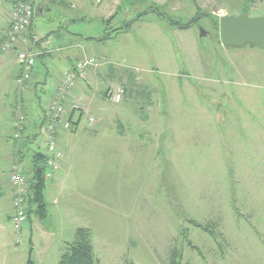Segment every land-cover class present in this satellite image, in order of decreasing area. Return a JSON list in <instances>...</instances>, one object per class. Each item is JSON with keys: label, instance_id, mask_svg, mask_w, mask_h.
Masks as SVG:
<instances>
[{"label": "rangeland", "instance_id": "rangeland-1", "mask_svg": "<svg viewBox=\"0 0 264 264\" xmlns=\"http://www.w3.org/2000/svg\"><path fill=\"white\" fill-rule=\"evenodd\" d=\"M26 2L46 14L35 41L48 49L21 48L48 65L18 86L16 58L0 62L20 71L0 88V264H59L80 228L96 264H264V54L211 35L225 16L264 18V0ZM60 33L82 36L78 61L95 59L74 90L82 123L58 134L68 151L46 189L50 214L62 177L75 216L60 231L52 215L17 230L9 178L45 150Z\"/></svg>", "mask_w": 264, "mask_h": 264}, {"label": "built area", "instance_id": "built-area-1", "mask_svg": "<svg viewBox=\"0 0 264 264\" xmlns=\"http://www.w3.org/2000/svg\"><path fill=\"white\" fill-rule=\"evenodd\" d=\"M36 17V10L32 3L21 1L12 6L10 12V26L5 32L4 40L0 44V62L7 57H15L17 66L21 70V75L16 83L23 86L32 77V71L37 65V58L41 55L29 49L20 47L24 36L29 34ZM21 49V50H20ZM95 64V59L78 61L72 71L64 72L58 80V85L48 107L46 125L44 127L47 135V143L44 154L46 157L45 180L50 181L61 169L64 159V149L58 142V134L72 129L71 115L74 112H81V101L75 99L74 90L79 80L86 79L85 75ZM123 92L117 93L113 98L115 103L122 101ZM71 108V112H69ZM90 124L95 120L89 119ZM26 169L15 167L11 173L10 181L13 185V209L14 215L12 223L15 229L21 230L28 225V205L30 185L25 178Z\"/></svg>", "mask_w": 264, "mask_h": 264}, {"label": "crops", "instance_id": "crops-1", "mask_svg": "<svg viewBox=\"0 0 264 264\" xmlns=\"http://www.w3.org/2000/svg\"><path fill=\"white\" fill-rule=\"evenodd\" d=\"M12 6H13V4H12L11 0H0V44L3 42L5 32L7 31V29L10 26V12H11ZM45 17H46V14H45L44 10L39 8L37 11L36 19L34 21V25L32 27L33 29L31 30V35L29 36V34H28L25 36L26 39H28V40H26L27 43H24V40H22V43H21L22 45H20V47H28V45L30 44V45H33L32 47H36L39 50L40 49L43 50L46 48V47L44 48V44H43L44 42L43 41H40L39 43L37 41H35L36 38L39 39L37 37L38 34L36 31L37 19L38 18H45ZM77 39L79 41L75 43L74 39H72L70 36H67L65 34L63 36V33L58 34L56 37L54 36V38L51 37L50 47H52V48L50 51H52V53H54V52L57 53L58 51L59 52L62 51V54H60V56H61L60 58H62L64 61H60V62H62V65L60 64V67H63L65 72L73 70L75 68L78 60H80L79 57L81 54H79L78 56H77V54H78V51H80L81 49L78 51H77V49L81 48L80 47L81 41L79 38H77ZM64 47L66 48L65 50L62 49ZM46 49H48V48H46ZM82 53H85V52H82ZM12 58L13 57H7L6 60H9ZM7 64L8 63L6 61L5 64L2 63L0 65V88H6V85H8L10 83V80H11L13 74H15V77H16L18 75V73L20 72L19 70L16 72V70H13L14 69L13 67H9ZM47 65H48L47 62H44V60L37 63V65L34 67V69L32 71L34 78H36L39 74H41L40 76H43L44 71L42 70V68H44V70H45V68H47ZM57 85H58V83H57ZM42 132L43 131H41L40 134H42ZM63 149H64L65 153H66V151H68L67 147H66V149L65 148H63ZM64 159H66V156ZM60 171H61V169L57 173H59ZM61 178H60L58 185L54 187L56 196L54 195L53 203H52L53 212H50V214H49V215H52L51 216L52 220L56 222L55 225H56L58 231H60V229L63 228L64 224L66 223V220H68V222H70L69 218H71L75 214L73 212V206H68L70 202L73 203V200L75 198V194L74 193L70 194V192H66V186L64 183H61V182H63ZM1 186H2V188H1ZM3 193H4L3 192V185H1V182H0V202L3 200V197H2ZM12 199H13V197H12ZM12 204H13V202H12ZM74 216L72 217V219L74 218ZM48 217H50V216H48ZM33 221H34V219L31 221L30 225L32 224ZM35 221H37L39 224H45L46 223V222L42 223L39 220H35ZM71 225L73 226L74 223H72ZM58 227H59V229H58ZM74 231H75V229H74Z\"/></svg>", "mask_w": 264, "mask_h": 264}, {"label": "trees", "instance_id": "trees-1", "mask_svg": "<svg viewBox=\"0 0 264 264\" xmlns=\"http://www.w3.org/2000/svg\"><path fill=\"white\" fill-rule=\"evenodd\" d=\"M18 0H13L16 2ZM26 1V0H24ZM164 20L169 21V24L172 21L167 17H162ZM125 28V27H124ZM106 31H104L103 37L100 39L97 38H86V41H98L102 42L104 40H109L110 37L106 36ZM31 35V30L29 31V36ZM80 36L79 39H81ZM255 48V47H253ZM45 56H40L39 60L43 61ZM84 81V80H79ZM74 113L71 115V122L73 130L80 127L82 123L83 114H78L77 121L75 119ZM24 119V118H23ZM44 129V124L42 123ZM46 157L44 152H35L33 154L30 166L26 169V180L30 185L29 189V205H28V223L36 217L37 220L44 223L47 221L49 216V205L46 200V189L48 181L45 180L44 176L46 173ZM32 216H35L32 219ZM12 220V218H11ZM93 235L90 230L80 228L76 231L74 243L66 244V249L64 254L61 256L59 264H96L93 248Z\"/></svg>", "mask_w": 264, "mask_h": 264}, {"label": "water", "instance_id": "water-1", "mask_svg": "<svg viewBox=\"0 0 264 264\" xmlns=\"http://www.w3.org/2000/svg\"><path fill=\"white\" fill-rule=\"evenodd\" d=\"M194 23L195 21L180 29H189ZM207 35L208 32L200 29L201 38ZM211 35L217 37L216 42L225 48H243L249 45L264 54V18H251L247 15L225 16L220 19L218 30L212 31Z\"/></svg>", "mask_w": 264, "mask_h": 264}]
</instances>
